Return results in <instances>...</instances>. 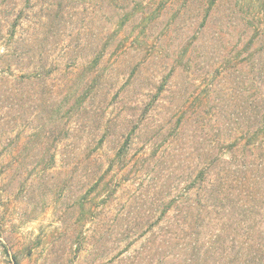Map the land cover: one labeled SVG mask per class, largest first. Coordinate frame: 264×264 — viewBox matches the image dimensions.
<instances>
[{
  "label": "rangeland",
  "instance_id": "1",
  "mask_svg": "<svg viewBox=\"0 0 264 264\" xmlns=\"http://www.w3.org/2000/svg\"><path fill=\"white\" fill-rule=\"evenodd\" d=\"M210 3L0 0V264H183L184 216L205 264H251L264 0Z\"/></svg>",
  "mask_w": 264,
  "mask_h": 264
},
{
  "label": "trees",
  "instance_id": "2",
  "mask_svg": "<svg viewBox=\"0 0 264 264\" xmlns=\"http://www.w3.org/2000/svg\"><path fill=\"white\" fill-rule=\"evenodd\" d=\"M218 1L219 0H211V3H210L211 7L215 6L218 3ZM125 22L126 21H124L122 23L121 27L124 26ZM59 115H61V114H59ZM62 118L63 117H59L60 120ZM262 133H263L262 136H263V141H264V127L262 130ZM51 161L54 162L53 156H52ZM212 164H213V162H212ZM212 164L209 163L208 164L209 166L199 170L197 172L195 178L194 179L192 178L193 181L191 180L189 182V185L185 188L187 196H189L188 193H192L194 191V189H196L198 187L197 184H199V186H202V187L206 186L207 181H208V175L210 174L208 167H210ZM210 197L212 198V195ZM211 200H213V199H211ZM219 203L221 204V200L219 201V198H218V201H216V199H214L212 201L211 207H213V210H216L218 208ZM190 208H191V210H193L192 206H190ZM251 208L254 210L256 207L252 206ZM201 211H202V207H201V205H199L197 207V211H196V218H198V219L200 218ZM249 212L251 214L250 220H251L252 224H254V220H252V213L253 212L250 209H249ZM191 218H195V215L193 212H191ZM242 221L243 220H241L240 222H242ZM191 223H192L191 221L189 223V217L188 216L183 217V252H185V253H183V264H205L204 261H206V260L201 258L200 251L199 250L196 251L198 249V241L200 240V235H201V233L197 232V229L200 232L199 228L201 227V225L199 222H195L196 225L191 224ZM254 226H256V225L252 226L251 232L248 235L249 241H248V246H247L245 251H244L243 246H240L241 241H239L238 238H235L234 241H232V243H233L232 247H242L241 252H238V254L239 253L241 254V257H237V259H235V260L241 261V259L244 256H247V257H249L248 261L251 264H264V242H263L262 238H260L259 236L256 235V232H255L256 227H254ZM187 228L189 231L187 230ZM223 244H225V242H223ZM188 250L194 251L191 257L186 255V252H188ZM233 262H234V260L232 259L228 263L232 264Z\"/></svg>",
  "mask_w": 264,
  "mask_h": 264
}]
</instances>
